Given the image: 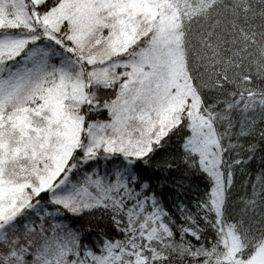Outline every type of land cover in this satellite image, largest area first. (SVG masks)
<instances>
[{"label":"snow or ice","instance_id":"obj_1","mask_svg":"<svg viewBox=\"0 0 264 264\" xmlns=\"http://www.w3.org/2000/svg\"><path fill=\"white\" fill-rule=\"evenodd\" d=\"M0 264H264V0H0Z\"/></svg>","mask_w":264,"mask_h":264},{"label":"trees","instance_id":"obj_2","mask_svg":"<svg viewBox=\"0 0 264 264\" xmlns=\"http://www.w3.org/2000/svg\"><path fill=\"white\" fill-rule=\"evenodd\" d=\"M197 184H199L201 187L203 186V182L202 181H196Z\"/></svg>","mask_w":264,"mask_h":264}]
</instances>
